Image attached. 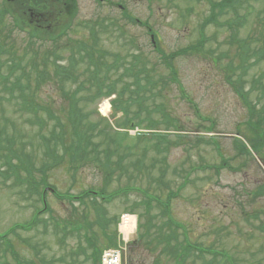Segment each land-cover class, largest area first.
<instances>
[{
  "label": "rangeland",
  "instance_id": "374dc122",
  "mask_svg": "<svg viewBox=\"0 0 264 264\" xmlns=\"http://www.w3.org/2000/svg\"><path fill=\"white\" fill-rule=\"evenodd\" d=\"M147 1L78 0L77 15L71 20L70 30L63 36L58 33L44 39L42 34L45 32L38 34L41 36L39 38L32 35L33 31L29 34L31 27L27 24L26 31L16 28L15 15L12 18L5 15L0 22V73L7 74L9 64L18 63L13 68V78L21 77L23 83L44 80L42 70L47 64L48 69L52 70L46 77L55 78L53 66L70 67L73 60L80 62L81 54H86L84 49L93 47L94 40H99L96 48L107 51L102 60L107 65L115 62L113 53L143 52L148 74L143 73L142 76H150L156 84L149 85V89L140 92V95L148 98L142 102L146 105L141 109L134 103L130 114L134 115L140 110L139 117L144 119V124L149 121L156 123L154 129H159L170 138L169 144L160 142L158 137L153 140L155 137L152 138V135L150 139L142 138L141 141L134 136L136 130L130 129L131 136L122 141V144L127 146L123 147L127 156L123 161L122 172L108 183L97 163L83 168L84 171L77 176L63 168L54 169L49 166L51 158L43 155V152H61L62 145L60 136L53 139L48 132L52 125L49 118H46L47 114L39 110V115L45 117L46 121L41 118L42 123H38L33 110L18 111L12 101H0V134L4 138L2 145L5 146V139H14L20 151L19 158H12L10 163L5 159V152H0V171L12 169L14 172L8 177V182H3L5 176L0 175V232L6 234L0 238V264H17L19 258L24 264H99V260L94 257L98 250L111 245L108 238H112L115 245L122 242L118 230L119 221H115L120 218L122 212L133 205L136 206L134 211L139 216L140 228L135 234L132 231L133 238L131 233L124 235L130 242L125 255L129 264H177L178 261L180 264H264V229L261 228H264V191H259L264 185V159L253 151L252 157L242 154L240 147L245 141L241 137L237 139L240 126L242 135H247L248 141L254 140L255 135L249 125H242L249 118L247 105L240 100L225 78L228 73L242 72L237 69V46L230 43L232 30L228 25H209L205 29L208 39L205 46L208 52L211 49V56L204 52L177 58L175 65L180 83L174 82L170 71L164 66L162 56L154 51L151 32L137 22L133 24L125 21L119 4L125 5L129 14L137 18L136 21L149 22L155 30L161 48L170 53L198 41L201 23L209 14V3L206 0H156L157 2L153 1L150 5ZM14 7L17 9L15 5ZM263 8L264 0H242V4L237 8L238 13L229 12L220 16V20L236 21L238 17H243L244 25L237 30L240 32V38H246L252 33H255V38L260 37L264 26L258 25L257 16ZM31 14L43 18L44 24L37 18L33 19V22L40 26L45 27L46 23H53V20L48 19L50 14L45 10H40L39 14ZM106 18L121 19L125 34L120 35L118 29L107 33L99 30L93 32L92 27L104 23ZM59 21L60 25L65 23L63 19ZM60 27L53 29L54 33H57ZM53 36L57 37L56 41L50 40ZM259 45L251 46L253 51L263 47ZM94 56L98 57V54L95 53ZM213 56L219 57L218 62ZM34 58L38 64L36 70L31 69ZM84 62L87 64V60ZM232 66L234 71L230 70L233 69ZM22 70H25L23 74ZM80 71H83V68L78 69L79 77H82ZM125 72V68H113L109 75L117 79ZM246 73L249 83L246 82L243 86L248 90L251 79L264 73V61L248 68ZM123 76L124 84L126 81L131 84L124 98L130 95L137 98L135 90L138 87L132 86L134 77L130 74ZM61 78L59 79L67 90L76 87L74 78ZM146 79H143V83H146ZM80 81L87 82L88 78H80ZM48 82H43L42 90L38 92L39 98L41 96V100L55 102L57 108L66 107L67 110L62 86L53 87ZM87 87H90L89 83ZM182 87L184 91L181 90ZM2 88L0 86V89ZM15 93L19 91L16 90ZM0 94L6 96L9 93L4 90ZM93 94L85 90L78 94L81 99L80 110L88 114L86 123L92 121L98 128L106 127L108 132L117 135L112 129L124 120L122 112L117 113L115 118L112 117V105L109 115H104L101 111L105 101L110 102L116 95L91 100ZM257 94H251L252 103L256 102ZM184 95L195 101L196 106H192ZM195 108H199L200 115ZM202 115L213 119L214 125L211 121H204ZM103 116H109L112 124L115 123L116 126L110 128ZM201 123L204 126H201ZM212 138H215V144L211 141ZM248 141L246 142L249 143ZM156 143L160 145L159 148ZM261 154L264 156V148ZM19 160H28L35 165L36 170L47 164L46 170H50L47 173L48 178L60 192L70 191L78 194L87 187H95L97 190L105 187L108 192L113 193L120 190V187H129L108 201L100 196L95 199L86 198L84 204L89 201L98 202L109 219L108 224L102 227L103 223L96 221L91 206L87 207L90 210L87 219L79 215L81 224L85 221H95L89 232L93 235L94 246L90 245L84 230L80 234L67 228L65 235L52 234L54 229L62 230L69 219L73 223L77 221L75 215L73 216L74 208H77L76 212L81 213L85 206H82L83 202L78 199L70 201L54 194L48 195L51 209L43 215L50 222L49 231H46L42 224L31 230H16L18 227H14L15 224L23 225L34 216L39 217V210L42 208L38 189H32L24 180L26 173L16 167ZM223 160H226V163H223ZM33 176L36 182H40L42 175L39 172H34ZM138 187L148 191L149 206L144 203L147 198L145 194L136 190ZM30 191L33 195L27 194ZM170 192L175 195L170 198L168 211H164L162 202L167 201V194ZM53 219L56 220L54 224ZM73 226L75 227V224ZM166 236H170L167 240L170 249L163 253L159 238ZM57 237L65 241L60 244ZM184 241L206 248H217L227 253L229 258L221 255H202L193 251L184 257L180 256L178 260L174 259L178 255L173 252L186 247L181 246ZM10 243L15 245L18 252L13 251ZM36 244L38 247L34 250Z\"/></svg>",
  "mask_w": 264,
  "mask_h": 264
},
{
  "label": "trees",
  "instance_id": "16d2710c",
  "mask_svg": "<svg viewBox=\"0 0 264 264\" xmlns=\"http://www.w3.org/2000/svg\"><path fill=\"white\" fill-rule=\"evenodd\" d=\"M236 4L241 5L242 0H221L219 2H212L210 8L211 12L203 22L202 28L205 29L207 25L216 23L219 19V15H225L226 11L234 9V7L237 6ZM14 5L17 7V9L14 7ZM40 10L47 11L50 14L48 19L53 20L52 24H45L46 28L44 27V25L40 26L33 22V19L36 18L42 23L44 22L43 18L41 19L40 16H34L31 14L34 12H37V14H39ZM77 11L78 0H17L16 2L12 3L6 2L5 0H0V22H2L5 15H9L11 18L15 15V27L20 30L26 31L28 30V28L25 24L29 25L31 27V29L29 30V34H31V32L33 31L32 35H37V37L35 38L41 37L38 36V34H42L43 32L45 33L42 34L44 35L42 39L46 38V36H52V34L59 33V36L65 35L67 31L70 30L72 24L71 20L73 21L75 14H77ZM257 18L258 25L260 27L264 26V8L258 14ZM60 19L65 20V23L60 25ZM244 22V18L238 17L236 21L229 22L227 24L228 28L232 30V33L230 35V43L234 44V46H237V56L239 57L237 69H241L242 72H232L231 74L228 73L226 75V78L229 84L240 96V100L243 101L248 107V125L255 135V139L251 141V145L254 150H257L261 153L262 148H264V112L262 111L264 110V108L261 109L259 107L257 100L255 103H252L250 96L251 92L257 88H260L262 90V94L258 98V100H260L264 95V84H262L261 78L264 76V73L261 74L260 78L252 80V88L250 90L247 91L245 86L243 85L248 77L246 73L247 69L258 63H261V61H264V32L260 33V37L257 36L255 38V33H252L246 38H240V36L238 35V33L240 32H237V30L239 31L240 28H242ZM57 27H60L59 31L57 33H54L53 29H56ZM50 38V40L56 41L57 37L53 36ZM206 40H208L207 36L205 33H203L198 44L193 45V47L195 48L202 46L206 42ZM254 44H260L259 46L263 47L253 51L251 46H253ZM91 47L89 50L84 49V51H86L84 52L86 53L84 55L79 52V54H81V57H79L80 62L77 63V60H73L70 63V67L69 65L53 66L55 67V78L49 76L48 79L46 77V74L48 72L51 73L52 69H48V64L45 65L44 69L42 70V78H44V80L42 81H28L26 83H23L21 77H17L14 79L13 68L18 63L9 64V71L7 72V74L3 72L0 73V86L3 87L2 89H0V93L5 90L9 94L6 96L0 94V101L5 102V100L7 99L9 100H7L8 102L12 101L18 107V111L33 110L37 118L36 121L38 123H42V121L40 120L41 118L42 120H45V117L39 115V110L47 114L46 118H49V123L52 125L51 129L48 132L51 134L53 139H56L58 136H60L59 141L62 145L61 152L50 150H46L43 152V155L50 156L51 158L49 166L54 169L63 168L69 171L72 175L77 176V174L84 171L83 168H86L90 164L94 166V163H97V166L103 172V175L105 177L104 179L109 183L113 178H116L122 172L124 166L123 161H125V158L127 156V152L123 150V147L127 146L125 144H122V141L123 139H129L130 134L127 131L119 132L115 130L114 133H116L117 135H114L111 134V132H108L106 127L98 128V126H96L97 124L92 121L91 123H86L88 114H85L80 110L79 103L81 99L78 98V94H80L84 90L85 92H93L94 94L91 97L92 100L100 99L103 96H110L114 92H117L119 95L118 98L113 101V107L115 109V112L122 110L125 117V120H123L124 122L121 121L123 123L120 122L119 126H141L143 125V119L135 121V117L136 115H139L140 110L139 112H135L134 116H131L129 114L130 108L135 103L142 109L144 105H146L142 102L145 98H148L145 95H140V92H142V90L145 91L149 89V85H155L156 82L150 76H142L143 72L148 74V67L146 66L147 61H143L140 55H133V61H124V59L120 55H116V58L114 59L115 62L112 65H107V63L102 61L104 58V54L99 52V48H96L95 50L99 52L98 57H95L94 52H91ZM213 59H215L216 62H218L219 60L218 58H216V56H213ZM85 60H87V64L86 62H84ZM165 61L167 63V67H170L171 73L174 74V80L178 82V72H176L174 65L170 61V56L165 55ZM35 68H38V64L37 60L34 58L32 59L31 69L36 70ZM81 68H83V71H80L83 78L79 77L80 74H78V69ZM113 68L117 70L125 68L127 72L119 76L117 75L119 78L116 77L117 79H114L109 75V71L113 70ZM231 70L234 71L235 68L233 67V69ZM24 72L25 70H22L21 73L23 74ZM129 73H132V75L134 76L133 82L134 84H136L135 86L138 87V89L135 90L137 98H133L132 96L124 98L125 91L130 90L131 84L128 81H126L127 83L124 84L125 79H123L122 77H124L123 75ZM84 74L86 76H84ZM11 77L13 79H11ZM61 77L74 78L73 82H76V87L72 90H67L66 87L62 85V81L59 79ZM80 78H88V81L82 82L80 81ZM144 78H147L146 83H143ZM46 81H49L48 84L53 85V87L62 86V94L64 102H66V106L68 107L67 110H65L66 107H62L61 109L57 108V104L55 102L49 103L45 102V100H41V96L39 98L38 92L42 90L43 84ZM88 83L90 84V87H87ZM16 90H18L19 93H15ZM158 93L159 92H157V94ZM54 107L56 109H54ZM201 117L203 120L210 119L204 117L203 115ZM28 119L35 123L33 119L29 117ZM105 121L108 126L112 128L108 121ZM150 125L156 126V123L152 122ZM94 127L96 128L94 129ZM150 135H152V138L155 137L153 138L155 140L158 137L161 140H159L160 142L167 144L170 143V138L166 136L167 134L161 132H154L152 134L140 133L137 135V138L150 139ZM3 139L4 138L0 134V152H5V159L10 163L12 158H19L20 151L18 146L15 144L14 139H5V146L2 145ZM214 139L215 138H212L211 141L213 142ZM155 145L158 148L160 147V145H158L157 143ZM240 151L242 153L245 152L247 154H250L248 152L249 149L245 144L243 145V143H241ZM139 161L142 160L139 159ZM223 163H226V160H223ZM47 166L48 165L45 164L41 168L36 170L35 165H33V163L29 162L28 160H19L18 164L16 165L18 170L26 173V178L24 179L25 181L30 184L34 182L35 189H38L40 186L45 189L50 184L47 175L50 170H46ZM36 171L42 175L40 182H36L35 177L33 176V173ZM0 175L5 176V171H0ZM20 178V175H18V179ZM127 189H129V187H120V190L110 193L105 189V187H102L99 190H97L95 187H87L78 194H73L70 191L58 192V196L60 198H67L70 201L78 199L79 201L83 202L82 206L85 205L81 213L76 212L75 210L77 208H74L73 216L75 215L77 221H74L73 223L69 219L68 223L64 224L65 227L72 229V232L76 230V232L80 234L84 230V234L86 235L87 240L90 242V245L94 246L93 235H90L89 232L91 231V228L95 221H85L83 224H81V216L79 215H83L84 219H87L90 212L87 207L91 206L93 207L96 221L100 224L103 223L102 227L108 224L109 219L106 217V215H104V208L103 206L98 204V202L89 201L87 202V204H84L86 198L92 197L93 199H95L97 196H100L102 199L108 201L116 196L119 192ZM136 190L142 191L147 197L149 196L148 191L141 190L140 187L136 188ZM174 194L175 193L170 192L169 197H173ZM148 200L150 199L148 198L144 200V203L149 206L150 201ZM134 208H136V206H132L131 209ZM165 209L166 211H168L167 205H165ZM117 220L118 218L115 222H117ZM39 221V218H35L33 223L36 225ZM74 224L75 227L73 226ZM48 226L49 225L45 224L46 230H48ZM65 227L62 228L63 231H65ZM108 240L111 242L110 244H113L112 238H108ZM10 246L13 248V251H17L15 249V245L13 246L10 243ZM100 253L101 250H98L97 254L95 255L96 260L98 259V256H100ZM18 260L19 263L17 264H24V262H22L20 258ZM26 264H28V262H26Z\"/></svg>",
  "mask_w": 264,
  "mask_h": 264
},
{
  "label": "bare ground",
  "instance_id": "6f19581e",
  "mask_svg": "<svg viewBox=\"0 0 264 264\" xmlns=\"http://www.w3.org/2000/svg\"><path fill=\"white\" fill-rule=\"evenodd\" d=\"M103 111L104 113H109L110 112V108H109V105H108V102H105L104 105H103ZM129 226V223L127 224H123V230H126V227Z\"/></svg>",
  "mask_w": 264,
  "mask_h": 264
}]
</instances>
